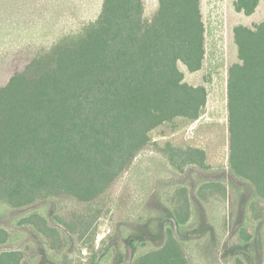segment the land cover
I'll use <instances>...</instances> for the list:
<instances>
[{
  "label": "trees",
  "instance_id": "16d2710c",
  "mask_svg": "<svg viewBox=\"0 0 264 264\" xmlns=\"http://www.w3.org/2000/svg\"><path fill=\"white\" fill-rule=\"evenodd\" d=\"M231 1L247 16L261 3ZM156 2L147 14L146 0H102L95 19L60 35L0 87V264H29L16 248L27 237L46 256L72 240L94 247L96 223L111 211L126 173L145 191L143 210L117 225L128 264H193L187 244L219 246L202 198H228L229 191L257 219L250 233L243 215L229 248L237 263L244 254L263 264L253 254L264 244V214L256 212L264 202V19L233 29L228 165L192 197L177 183L174 204L160 191L165 173L212 169L206 149L169 138L206 114L207 87L189 83L181 65L191 73L204 68L207 27L202 0ZM115 245L117 264H126L124 246ZM112 249L61 264H102ZM228 252H221L225 260Z\"/></svg>",
  "mask_w": 264,
  "mask_h": 264
},
{
  "label": "rangeland",
  "instance_id": "374dc122",
  "mask_svg": "<svg viewBox=\"0 0 264 264\" xmlns=\"http://www.w3.org/2000/svg\"><path fill=\"white\" fill-rule=\"evenodd\" d=\"M101 4L102 0H0V87L22 70L37 52L50 46L60 35L76 31L83 23L95 19ZM156 6V0H146L147 14H151ZM202 11L207 27L204 68L191 73L184 65L181 67L189 83L207 87L209 96L206 114L199 122L169 138L175 144H190L206 149L208 163L213 170L194 169L190 174L181 176L183 178L165 173V182L160 191L166 202L174 204L178 202L177 198L172 200L176 197L177 183L186 186L192 197L202 182L211 177L216 178L217 172L228 165L227 79L229 66L237 61L233 29L239 24L251 27L262 21L264 0H261L257 11L248 16L236 12L231 0H202ZM143 157L144 155L140 156L139 160ZM170 181L174 182L173 186H170ZM113 193L114 200H110H113L111 211L96 223L94 247L87 249L83 245L88 243L72 240L71 244L68 242L62 249L50 251L46 256L42 247L35 245L33 239L27 237L24 238L25 241H19L16 248L25 252V259L29 264H61L77 259L86 261L94 253H97L98 259L112 245L113 249L106 253L102 264H117L119 253L115 244L119 242L124 246L123 252L128 264L131 251L125 245L122 235L117 233V225L137 216L143 210L145 191L131 173H126ZM241 197V194L229 191L228 198L222 199L219 194L210 193L202 198V202L209 206L212 219L218 224V237L221 240L220 245L215 248L201 247L199 242L187 244L185 250L193 264H253L244 254L240 256L241 263H237L229 248L233 245L232 236L236 225L242 221L243 215L248 231H256V213L250 210L251 219L242 213ZM259 206L256 212L264 214V202ZM170 220L174 222V219ZM259 232L260 230L257 231ZM113 235L115 237L112 238ZM226 251H229L227 260L221 253ZM253 257L258 261L264 257V244H259ZM261 260L264 264V259Z\"/></svg>",
  "mask_w": 264,
  "mask_h": 264
}]
</instances>
